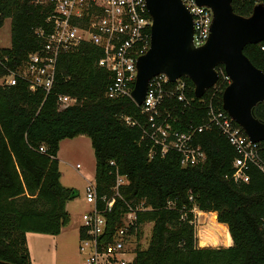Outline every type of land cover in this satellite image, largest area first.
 <instances>
[{
	"label": "trees",
	"instance_id": "trees-1",
	"mask_svg": "<svg viewBox=\"0 0 264 264\" xmlns=\"http://www.w3.org/2000/svg\"><path fill=\"white\" fill-rule=\"evenodd\" d=\"M256 3L232 0V7L248 16ZM50 9V3L36 0H0V27L11 18V45L0 48V56H8L6 66L0 65V77L42 45L35 30L46 26ZM243 52L264 71L259 44L248 43ZM102 56V48L88 42L60 52L55 83L48 93L29 90L21 79L13 85L0 84V264H32L26 233L58 234L69 222L66 202L77 196V190L61 184L56 155L62 139L81 134L90 138L93 148L98 194L111 193L118 172L127 180L120 186L123 198L144 200L149 206L136 218L138 226L152 222L149 241L140 247L143 230H139L132 264H264V175L252 167L248 182L227 178L237 152L216 128L195 137L206 154L201 165L181 166L178 153L161 155L158 148L150 156V144L142 138L146 115L128 95L105 96L110 72L98 65ZM183 79L193 106L169 101L178 129L203 122L209 101L222 108L223 87L212 86L198 98L193 82ZM59 94L75 96L77 102L59 109ZM253 114L264 122V100L253 107ZM42 145L44 151L39 150ZM194 208L216 212L232 243L199 246ZM124 209L117 199L108 214L110 230L121 225Z\"/></svg>",
	"mask_w": 264,
	"mask_h": 264
},
{
	"label": "built area",
	"instance_id": "built-area-1",
	"mask_svg": "<svg viewBox=\"0 0 264 264\" xmlns=\"http://www.w3.org/2000/svg\"><path fill=\"white\" fill-rule=\"evenodd\" d=\"M263 0H257L261 2ZM37 3H50L46 26L35 30L43 39L42 45L28 53L25 60L16 68L0 77V84L13 85L23 80L29 90L42 89L50 92L56 76L58 55L62 51L73 50L82 42L92 43L103 50L98 65L110 72V81L105 96L115 98L128 95L136 78L137 58L150 46L151 16L146 0H36ZM188 9L193 21V44L203 45L210 34L213 13L210 7L199 5L196 0H181ZM264 51V40L258 42ZM8 56H0V65L6 66ZM218 78L213 87L220 89L230 83V76L224 68L216 67ZM189 87L183 77L170 80L164 73L153 76L143 101L138 105L146 122L142 126V138L150 144L149 155L158 148L161 155L169 151L179 154L181 166L201 165L206 154L195 143L198 133L216 128L234 147L237 154L232 160L233 171L226 175L235 183L248 182L249 170L257 168L264 175V140L252 141L242 127L223 108L212 101L207 104V117L200 124L189 123L184 129L174 126L178 122L172 114L169 101L182 102L186 107L193 106V99L187 95ZM77 102L75 96L59 94L57 105L63 109ZM128 123H134L125 117ZM44 151V146L39 147ZM113 163V161H111ZM76 167H80L77 163ZM126 177L115 173V181L110 194H98L95 181L85 190L90 208L81 217L79 229V250L84 255L83 264H126L133 260L137 244V234L143 225L136 222L137 212L146 210L144 200L127 201L120 192ZM125 205L121 214V225L110 230L108 214L112 212L116 200ZM193 212L197 210L192 209ZM195 214V213H194ZM196 218V214H195ZM264 226V217L262 218ZM140 242V240H139ZM133 254L132 256H127Z\"/></svg>",
	"mask_w": 264,
	"mask_h": 264
},
{
	"label": "water",
	"instance_id": "water-1",
	"mask_svg": "<svg viewBox=\"0 0 264 264\" xmlns=\"http://www.w3.org/2000/svg\"><path fill=\"white\" fill-rule=\"evenodd\" d=\"M196 2L213 13L209 37L200 46L193 44L192 16L181 0H146L152 19L150 46L137 58L131 98L140 104L150 79L159 73L172 81L188 77L200 98L216 82L215 68L221 63L231 78L221 94L222 108L252 141L264 140V122L253 114V107L264 100V71L243 52L246 44L264 40V0L248 16L236 13L232 0ZM214 216L217 219L216 212Z\"/></svg>",
	"mask_w": 264,
	"mask_h": 264
},
{
	"label": "rangeland",
	"instance_id": "rangeland-1",
	"mask_svg": "<svg viewBox=\"0 0 264 264\" xmlns=\"http://www.w3.org/2000/svg\"><path fill=\"white\" fill-rule=\"evenodd\" d=\"M11 45V18H5L0 27V48H6ZM58 159V168L60 170V182L63 186L73 187L77 190V196L69 200L72 214L69 222L62 227L61 232L57 234H46L51 242V247L47 249L51 253V258L45 259L43 264H83L84 255L79 250L80 237L79 226L81 224L82 214L90 208L86 201L85 190L90 182L94 181L95 158L90 138L86 135H78L72 138H64L59 145V152L56 155ZM76 163L80 167H76ZM76 185V186H74ZM67 209V208H66ZM195 229L204 220V212L195 210ZM213 213L215 212H207ZM216 219V217L214 216ZM152 222L143 225V232L140 239V247L145 248L148 244L151 233ZM50 236V237H49ZM198 243V238H197ZM136 245V243H135ZM199 245V244H198ZM200 246V245H199ZM209 246H211L209 244ZM212 246H224L222 244ZM128 254L127 256H132Z\"/></svg>",
	"mask_w": 264,
	"mask_h": 264
},
{
	"label": "bare ground",
	"instance_id": "bare-ground-1",
	"mask_svg": "<svg viewBox=\"0 0 264 264\" xmlns=\"http://www.w3.org/2000/svg\"><path fill=\"white\" fill-rule=\"evenodd\" d=\"M192 38H193V35H192ZM219 64H221V63H219ZM180 77H183V76H180ZM137 105H139V104H137ZM212 214L206 212L204 214V220L200 223V225L198 227L197 234H198V243L200 246H207L209 244L211 246L217 245V244L226 245L230 241H232L231 236H230L229 231H228V228H227V225L224 223L218 222Z\"/></svg>",
	"mask_w": 264,
	"mask_h": 264
},
{
	"label": "crops",
	"instance_id": "crops-1",
	"mask_svg": "<svg viewBox=\"0 0 264 264\" xmlns=\"http://www.w3.org/2000/svg\"><path fill=\"white\" fill-rule=\"evenodd\" d=\"M60 143H61V141H60ZM60 143H59V145H60ZM58 152H59V149H58ZM74 186H76V185H74ZM69 202H70L69 200L66 202V208H67V211H68L69 215L71 216L72 210L70 209ZM198 211L199 212H204V211H200V210H198ZM59 234L60 233H58L55 236H58ZM44 235H46V234H42V233H39V232H31V231L26 233V242H27V246H28V249H29V254H30V258H31V263L32 264H43L45 259L47 260V259L51 258L50 257L51 253L49 252L47 247L50 248L51 247V242L52 241L54 242L55 240H51V239L48 238V236H44ZM231 243H232V241H230L228 244H226L224 246H228Z\"/></svg>",
	"mask_w": 264,
	"mask_h": 264
}]
</instances>
